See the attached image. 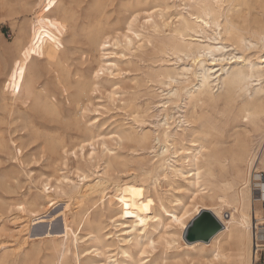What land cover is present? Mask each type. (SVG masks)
Masks as SVG:
<instances>
[{
	"label": "rangeland",
	"instance_id": "1",
	"mask_svg": "<svg viewBox=\"0 0 264 264\" xmlns=\"http://www.w3.org/2000/svg\"><path fill=\"white\" fill-rule=\"evenodd\" d=\"M98 1L103 4L101 14L93 9ZM190 4L188 0H0V259L6 257L9 264H28L26 255L35 253L33 264H238L231 257L226 262L216 258L207 242H195L204 246L190 249L189 245L195 243L172 217L180 216L184 208L192 211L194 205L216 209L209 199L214 195V179L199 168V182L204 186L197 192L199 187L190 185L191 173H187L194 169L193 162L181 154L182 148L192 147L190 141L197 139V131L210 130V136L204 146L196 144L189 151L197 158L193 164H213L215 174L220 162L214 150L226 154L227 150H236L235 139L245 136L255 140L259 136L245 119L230 121L219 89L214 96L216 105L213 100L197 105L182 100L178 107L162 106L169 88L161 74L175 73L192 64L191 59H176L169 51L184 43L172 30L179 19H190ZM259 4L250 5L248 10L247 4L242 5L240 17L250 25L264 21ZM71 16L72 21L64 22ZM94 20L101 21L110 36L103 48L87 45L78 33L82 23ZM194 40L192 47L207 43L201 37ZM47 45L68 59L72 78L78 73L90 84L77 106L58 84L54 64L39 54ZM229 53H243L255 60L264 56V48L242 52L228 47ZM21 56L25 63L32 58L29 74L34 70L38 73L33 95L28 98L21 95L17 85ZM185 111L192 114L190 124L179 123ZM167 113L173 116L168 133L184 136L181 144H175L179 153L173 156L175 167H183V174L167 171L166 178L158 174L155 181L143 172L156 164L155 137ZM190 130L195 131L191 138ZM169 151H173L171 147ZM263 152L261 144L258 154ZM223 164H230L229 157ZM98 179L107 182L103 200H90L75 216L73 234L60 262L57 252L40 241L47 234L60 237L62 213L74 207L72 193ZM125 185L127 191H136L138 196L128 200L127 214L117 208L119 194L115 191ZM140 192H147L148 197L157 193L167 212L159 208L160 217L152 219L143 207ZM33 198L38 203L34 209L29 205ZM15 203H22L21 209ZM230 211L222 210L226 219ZM35 216L39 220L30 223L29 234L19 231ZM86 217L90 224H79ZM38 228L45 234L34 236ZM26 236L25 246L22 241Z\"/></svg>",
	"mask_w": 264,
	"mask_h": 264
},
{
	"label": "bare ground",
	"instance_id": "2",
	"mask_svg": "<svg viewBox=\"0 0 264 264\" xmlns=\"http://www.w3.org/2000/svg\"><path fill=\"white\" fill-rule=\"evenodd\" d=\"M188 1L191 3L190 19L185 17L179 19L177 25L172 30L174 37H178L183 40L184 43L174 45L169 48V51L176 59H181V56L191 59L192 64L189 66H182L176 70L175 73L164 71L161 74L165 80L163 84L169 88L166 94L168 95L167 101H165L162 106L164 107L165 104H169L178 107V104L182 100H187L188 103H194L195 105L198 103L211 102L213 100V104L216 105L217 100H214V96L219 89L223 92V106L227 115L229 117L231 116L230 121H237L239 118L241 120L245 119V121L251 125L252 131L259 133V136L255 140H249L245 136H242L239 140L235 139L237 144L236 150H227L228 153L226 154L214 150L215 159L220 162L215 166L218 169L217 174H215L213 164H205L202 166L193 164L197 161V158L196 155L189 154V151L196 144V146H204V140L207 136H210V130L204 133L197 131V139L190 141L192 147L186 149L182 148L181 154L184 155V159L191 158V160H189L193 162L191 164V167H194V169H191L193 172L187 171V173H191V175L189 174L188 176L192 178L190 185L194 188L196 187L195 189L199 187L197 192L200 191L201 186H204V184L201 185L199 182L202 176L199 168H203L205 174L209 178L214 179V195L209 197V199L215 202L216 209L201 204L200 206L194 205L192 211L183 207L184 210L180 216L173 215L172 217L174 221L178 223L177 225L180 226L182 232L185 228L187 230L188 222H190V220L192 221L201 211L211 212L221 226L207 242L215 253L216 258L226 262L229 261L231 257L238 264H251L253 251L250 228L255 219L261 220L264 215V210L260 206L257 192L254 191L250 178L252 169L258 170L264 166V152L260 155L258 154L260 145L262 144L264 147V56L253 60L252 57H245L243 53H241L240 56L231 53L226 54V49L231 47L234 50H242V52H244L257 47L264 48V21L256 20L255 23L250 25L246 18L242 19L240 17L242 5L247 4L248 10L250 9V5L258 2L260 3L259 8L264 10V0ZM222 2L225 3L223 8L221 7V4H223ZM93 9L101 14L103 4H100L98 1ZM262 14L264 15V11ZM70 20L72 21V16L69 20H64V22H70ZM69 26L71 27V25ZM78 33L82 36L87 45L96 48H103L107 45V40L110 37L107 29H105V26L99 20L82 23ZM185 37H188V39L184 40ZM194 37L204 38L207 43L205 45L199 43L195 47H192V42L195 41ZM225 43L228 45H224ZM39 54L47 56V61L54 64L58 84L61 86L62 91L67 92L68 97H71V102L77 106L86 95L90 85L89 82L78 73L72 78L68 59L64 54H55L51 46L47 45L46 49L41 50ZM232 60H234L233 63L231 62ZM19 62L20 69L17 85L21 88V95H25V97L28 98L33 95V85H35L36 74L38 73L34 70L30 75L28 72L32 58L29 57L27 63H25L24 57L21 56ZM108 65H110V63ZM103 66L106 69L105 64H103ZM227 66H229L228 69H226ZM101 70L102 67H100L98 71L101 72ZM98 71L96 72V76L98 75ZM216 88L217 90H215ZM72 89L74 92L71 94ZM240 98L241 100L238 102ZM48 101L52 103L51 99ZM182 114V120H179V123L184 122L190 124L192 114L186 111L182 112ZM203 117V115L199 116L197 120H201ZM172 119L173 116H170L168 113L164 116L162 121L163 128L155 137V141L158 145L157 151L155 152L156 164L153 165L148 172H143L144 176L149 179H156L155 181L158 180V174L166 178L167 171L172 174H183V167L181 169L175 167L177 161L173 160V156L175 158L179 153L175 148V144H181V137L184 136L177 132L174 135L168 133L170 129L168 122ZM194 134L195 131L190 130L188 135L191 138ZM169 139H171L172 143H168ZM210 144L211 142L209 145ZM170 147L173 150L171 153L169 151ZM51 148L54 149L53 146H51ZM226 157H229L230 164H223ZM106 183L107 182L103 179H98L93 183L83 185L81 189L73 192L72 199L74 200V207L73 209H70L72 207L68 209V206H66L68 212L65 211L62 213L63 230L59 231L60 237H57V234L56 237H50V234L46 233L47 237L40 241L50 245L51 249L57 252L58 261L62 262L65 249L67 250V241L73 234L71 223L75 222V216L78 215L79 211L85 209L90 200L94 198H98L101 201L103 200ZM128 189L129 187L126 185L119 186L115 189L116 193L119 194L117 208L125 214L130 211L128 200L132 201L138 197L136 191L130 192L127 191ZM147 194V192H140L143 207L150 213L152 219L160 217L159 208L160 210L161 208L165 210L162 199L157 193H155L153 197H148ZM209 199L207 200L209 201ZM29 203L33 209L38 206L35 198L31 199ZM178 204H180V202ZM21 205L22 203L14 204L16 208H20ZM223 209L231 210L229 219L224 217L222 212ZM28 212L30 213L31 211L29 210ZM23 215L26 214L23 213ZM188 216H190V219L186 223L185 220ZM69 218L71 221H69ZM21 219L22 218H17L19 221ZM38 220L39 218H36V216L35 219L27 220L24 226H20L19 231H26L28 233L30 223L32 221L37 223ZM48 222L50 223V221ZM79 224L89 225L90 220L88 217L84 219L81 218ZM143 231V236H146V231ZM44 234L45 232L42 231L36 232L33 235L40 236ZM27 240L28 237L24 238L22 244L25 245ZM195 242L201 241H194V243ZM202 246H204L202 243H195L190 244L189 248L196 250ZM229 253H232V255ZM34 254L35 253H32L30 256L26 255V258L29 260L28 264H33L32 259ZM0 264H9V259L2 257L0 259Z\"/></svg>",
	"mask_w": 264,
	"mask_h": 264
},
{
	"label": "built area",
	"instance_id": "3",
	"mask_svg": "<svg viewBox=\"0 0 264 264\" xmlns=\"http://www.w3.org/2000/svg\"><path fill=\"white\" fill-rule=\"evenodd\" d=\"M251 182L256 184L258 201L264 210V167L260 170L251 171ZM252 240L253 264H264V215L261 220H254L250 228Z\"/></svg>",
	"mask_w": 264,
	"mask_h": 264
},
{
	"label": "water",
	"instance_id": "4",
	"mask_svg": "<svg viewBox=\"0 0 264 264\" xmlns=\"http://www.w3.org/2000/svg\"><path fill=\"white\" fill-rule=\"evenodd\" d=\"M219 222L211 212L201 211L188 225L185 235L190 241L208 242L211 236L220 229ZM56 229V228H55ZM40 228L36 232H41Z\"/></svg>",
	"mask_w": 264,
	"mask_h": 264
}]
</instances>
